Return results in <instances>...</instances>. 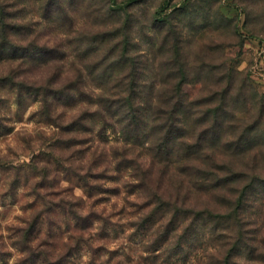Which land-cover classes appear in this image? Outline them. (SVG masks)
Returning a JSON list of instances; mask_svg holds the SVG:
<instances>
[{"label": "rangeland", "instance_id": "rangeland-1", "mask_svg": "<svg viewBox=\"0 0 264 264\" xmlns=\"http://www.w3.org/2000/svg\"><path fill=\"white\" fill-rule=\"evenodd\" d=\"M103 2L73 0L76 8L87 5L83 15L78 19L65 16L63 26L53 31L41 25L50 22L54 7H60L54 0H0V33L4 19L16 54L7 60L0 59V82L1 78L5 79L0 83V260L4 264L16 255L11 249L19 241H13L12 237L19 234H23L25 241L51 248L53 252L33 250L30 255L17 258L14 264H98L104 254L108 260L103 264H119L117 258L123 254L124 247L120 242L125 235L132 245L139 236L155 228L148 223L144 226L149 210H145L141 188H136L140 182L129 176V170L120 174L114 164L108 166L105 162L106 156L108 160L114 155L117 157L114 161L120 162L124 147L132 145L130 133L125 129L128 121L112 127L109 119L107 123L111 125L106 126L104 122L97 128L98 121L91 120L90 116L95 112L83 107L91 106L102 89H120L125 81L128 89L129 85L135 88L129 89L127 96L115 98L131 95L150 98L157 93L152 88L156 82L142 83L148 77L149 65L133 55L140 51V46L126 35L128 23L110 26L118 23L117 14L130 8L136 0L125 3L109 0L112 6L106 11ZM97 3L101 7H95ZM98 13H102V18ZM175 13L188 14V34L177 43L179 56L174 52L173 58L163 61L168 69L160 79L166 85L163 91L170 93L167 85L172 87L183 79L178 72L179 64L184 65L188 112L185 123L191 121L201 127L194 144L202 142L204 147L210 146L207 152L216 150L218 164L225 162L249 175L258 174L260 180L256 183L254 200L264 198V127H261L264 39L243 36L240 31L230 33L233 17L228 4L222 0H164L154 26L168 24ZM193 16L200 17L202 22L192 23ZM73 45L76 47L72 48ZM151 47L155 48V43ZM66 48H71L75 55L70 58ZM30 49L34 51L25 55ZM166 49L167 44L161 43L156 51L163 56L167 54ZM141 88L146 89L145 94L138 91ZM70 90H75V94ZM50 95L57 108L48 116L42 100ZM253 101L259 106L255 119L249 115V104ZM213 111L219 113L216 121L211 116ZM123 113L121 120H124ZM210 122L211 127L221 128L220 140L217 137L214 141L208 140L211 127L203 125ZM238 139H243L247 146L245 158L233 155L234 150H228L225 145L228 140ZM136 149L143 153V148ZM94 150L99 155L98 162L92 159ZM205 152L202 151V156ZM154 159L150 154V164ZM95 162L97 165L93 166ZM159 166L156 162L154 177L169 192H174L177 183L187 177L184 163L173 167V177ZM92 167H95L94 174L90 173ZM213 168L214 171L205 168L203 175L222 176L215 164ZM97 172L108 178H97ZM235 185L240 187V183ZM193 191V201L200 203V209L208 207L221 215L232 211H227L231 204L224 197H229L228 191L211 195ZM129 209H135L136 215L145 214L138 220H129ZM98 223L100 228L96 230ZM129 225L135 228L130 234ZM220 226L214 236L205 228L202 238H188L182 248L171 242V254H167L158 232L150 246L152 255L143 259L150 264H200V252L207 240L221 239L225 233L222 228L230 227L231 223L223 220ZM93 238L94 246H90L88 241ZM26 248L27 245L22 251ZM89 252L92 258L84 259ZM254 252L255 249L249 251V258ZM52 255L55 259H49ZM126 259L132 258L126 256Z\"/></svg>", "mask_w": 264, "mask_h": 264}, {"label": "clouds", "instance_id": "clouds-1", "mask_svg": "<svg viewBox=\"0 0 264 264\" xmlns=\"http://www.w3.org/2000/svg\"><path fill=\"white\" fill-rule=\"evenodd\" d=\"M121 3L127 2V0H120ZM55 4H58L59 8H53L50 13V22L47 25L42 24L41 27H46L50 30H57L63 26L65 16L76 17L77 19L83 15L85 8H76L73 6V0H54ZM164 0H136L130 8L126 9L123 12L117 14L118 23L115 25H110L111 27H121L125 22L129 25V31L126 35L129 37L132 43L140 46V51L133 53V55L139 56L149 65L148 77L142 83L150 84L156 82L157 84V94L149 98L145 95V101L152 103L154 105L153 111L149 114V124L150 125H161L166 122L168 119V114L165 113L163 116H159L156 109L165 108L170 109L171 104L163 103V97L160 93L163 91L162 86H160V79L163 76L164 72L167 69V66L163 64V61L173 58V53L178 42L182 41L188 34V25L189 17L187 13H175L168 24L159 25L155 24L158 10L162 7ZM222 3L228 4L233 17L231 26L229 27V32L234 33L240 31L243 36L253 37L257 39H264V0H222ZM109 0H104L103 7L106 11L108 7H111ZM95 7H101L100 4H96ZM98 16H101L102 13H98ZM166 15V14H165ZM30 19L36 20L39 17H31ZM192 23L199 24L202 22L200 17L193 16L191 17ZM75 35V33H73ZM123 38V34L121 36ZM235 42H238L237 37H233ZM155 43L156 47H151V44ZM161 43L167 44L166 55H159L156 51V48L161 46ZM76 46L73 45L72 48ZM183 50V45L181 44ZM65 50L70 52L71 56H74L75 53L71 51V48H66ZM24 52L23 49L20 50ZM34 49L28 50L30 54ZM128 81L124 82V85L120 89L111 90L109 88L102 89L97 94V99L91 106L84 105L88 111L97 112L99 116L97 117V128L103 126L104 121L111 119L112 122H115V119H119V116L112 118L109 117L108 113L104 110V101L103 97L106 96H127L129 89L127 87ZM75 94V90H70ZM142 94L146 93V89H138ZM118 107L114 105L113 109ZM258 104L253 101L249 104V115L252 119L256 118L258 112ZM124 113L121 112L120 115ZM199 114V113H198ZM180 128L188 130V135L180 140H173L169 147L179 154L183 152L184 146L186 143H195L196 138L199 136L201 127L195 126L191 121L182 122L178 125ZM203 127H211V122L209 124L203 125ZM261 127H264V122H262ZM242 130V129H241ZM167 128L162 130H157L146 143L145 148L143 149L144 155L138 158V164L133 169L129 170L131 172H137L140 174L141 179H144L145 173L150 168L149 155L154 149L155 145L160 142V138L165 135ZM239 133L237 132L236 135ZM229 138H235L230 136ZM202 159L205 163L202 165L208 171H214L213 165L217 163V152L213 150L211 152H205L202 156ZM110 163H115L111 161ZM127 177H125V180ZM149 187L143 191L141 199L150 200L153 197L155 192L154 187L151 186L150 179L145 181ZM6 190V189H5ZM241 193L237 192L233 199L236 200ZM135 199V197H132ZM247 203L252 205L248 212L242 214L238 219H234L231 222V226L226 229L224 235L221 239L216 240L214 237L207 240L204 248L200 252V264H264V198L259 200L248 199ZM155 205H153L154 207ZM235 207V205H233ZM232 209H227L231 211ZM74 211H79V209H74ZM129 220H138L140 216H143L145 213L140 212L139 215H136L135 209H129ZM247 226L245 227V223ZM166 223V220L161 221L159 224L152 229L151 232L139 236L135 244L130 245L127 239V234L121 240V244L124 245L122 248V255L117 259L119 264H150V262L145 261L143 258L152 255L150 246L158 235L157 229L160 231L163 230L162 225ZM100 224L96 226V230H99ZM258 230V232L253 233L251 230ZM47 230V229H45ZM135 228L131 225L128 226V233L134 232ZM182 231V229H181ZM180 233H176L173 237V242L179 237ZM255 237V238H253ZM46 238V237H44ZM13 241H19L16 244V247L11 249L16 253L15 256L8 259V264H14L15 260L22 256H28L33 250L35 251H45L53 252L51 248H44L43 246H37L36 243L25 241L23 239V234L14 235L12 237ZM238 241H242L240 245L241 252L239 255L233 253L229 257L231 250L237 245ZM90 246H94V238L88 241ZM25 245H27L26 250ZM118 246V245H117ZM252 249H255V252L252 258H249L248 253ZM126 256H130L132 259L129 261L126 259ZM91 252L84 259H91ZM49 259H55V255L49 257ZM108 260V255L104 254L101 256L98 264H103V261ZM0 264H4L3 260H0ZM39 264V262H38ZM115 264V262H113Z\"/></svg>", "mask_w": 264, "mask_h": 264}, {"label": "trees", "instance_id": "trees-1", "mask_svg": "<svg viewBox=\"0 0 264 264\" xmlns=\"http://www.w3.org/2000/svg\"><path fill=\"white\" fill-rule=\"evenodd\" d=\"M130 2L129 4H132ZM4 28L0 33V59L7 60L8 57H15L16 54L12 49V40L11 36L8 34V31L5 29V20H1ZM175 54L179 56L180 49L179 46L176 45ZM182 76V80L175 83L172 87L167 85V88L171 89L170 93L162 91L160 95L163 97V103L171 104L170 109L160 108L156 109L159 116H163L165 113L168 114V119L164 124L161 125H150L149 124V114L153 111L154 105L152 103L146 102L145 98L140 97L138 95H131L124 98H114V99H103L104 101V110L108 113L109 117L115 118L119 116L121 112H125L124 120L118 119L115 123H107V120L104 121L106 126L114 124H121L122 122L128 121L125 129L130 133V138H132V145L130 147H124L121 152L122 160L120 162L115 161V163H110V160H107V156L102 153V155L106 156V164L108 166L115 165V171L117 173H123L121 171H128L133 169L138 164V158L143 156V153L140 150H137V147H143L146 145L147 141L156 134L157 130H162L167 128V132L163 137L160 138V142L157 143L152 150L151 154L153 156L154 162H158L160 165L159 168H163L164 173L169 172L170 177H173L172 170L173 167L179 163H184V174L187 175L186 179L177 183V189L174 192H169L163 188V183L159 181L156 177H154V165L152 162L150 164V168L145 173L144 179H141L140 174L137 172H133V174H129L133 180L140 182L139 186L136 188H141L142 194L143 191L149 187V185L145 182L150 179L151 186L154 187L155 192L153 194L152 199L145 201V210H149L147 213V218L145 220L146 223L155 227L161 221L166 220V223L162 225L163 230L160 231L157 229V232L160 233L159 238H163V244L168 251L167 254L172 253V249L169 248L171 242H173V237L176 233H180L179 237L174 241L179 248L184 247V242L191 238L196 240V238H202L204 233L203 230L205 228H209V232L212 236L216 234L218 229H220V222L225 220L226 222H232L234 219H238L242 214L246 213L250 207V204L247 203L248 199L256 198L254 192L257 190V181L260 180V176L255 172L249 175L247 172L243 170H238L233 168L232 166H227L225 162H220L219 164L215 163V168L221 170L222 176H209L203 175V171L206 169L201 166L204 164L202 162V151H207L210 147H204L201 145L202 142L196 144L186 143L184 146L183 152L177 154L173 148L169 147L170 143L175 140H180L187 136L186 129L178 127V125L182 122H185V117L187 116V104L185 101L184 94V79L187 76V72L185 70V66L179 64V72ZM5 82V79L1 78V82ZM0 82V83H1ZM162 88H165V83H160ZM135 87L129 85V89H134ZM154 91H157V84L152 87ZM31 91V90H30ZM157 94V93H156ZM153 95L152 97H154ZM150 97V98H152ZM53 97L47 96L42 100L44 104L46 115L50 116L52 110L57 108V103H55ZM114 105H118L115 109H113ZM193 114H196L193 112ZM91 120H97L99 113L95 112L90 115ZM211 116L216 121L219 119L218 111H213ZM197 122V121H196ZM109 124V125H108ZM71 132H75V129H71ZM221 128H217V126L211 127V130L208 134V140L211 138L212 141L217 137L220 140ZM141 133L143 135H141ZM205 140V139H204ZM212 144V142H211ZM214 144V142H213ZM228 150H234L233 155L240 156L242 158L246 157L247 154V146L244 144L243 139H238L236 141H227L225 144ZM225 149V146L223 144ZM202 150V151H201ZM140 153H137V152ZM97 150H94V154L92 159L99 158L97 155ZM117 157L114 155L113 158H110L111 161H114ZM98 162V161H97ZM97 162L93 164V166L97 165ZM198 162V163H197ZM95 167L90 168V173L94 174ZM95 176V175H94ZM97 178H108L104 173L97 172ZM237 183H240V187H236ZM176 185V184H175ZM187 189L185 193H183V189ZM194 189L197 192L206 193H218L222 191H228L229 194L224 196L226 198V202L231 204L232 211L227 215H221L217 212H214L212 209L208 207H204L200 209V203H196L193 201ZM239 192L241 193L238 199L234 200V195ZM214 194L211 197H214ZM141 195V193H140ZM211 195V194H210ZM228 199V200H227ZM153 205H155L153 207ZM235 205V207H233ZM216 224H215V223ZM247 226V222L244 225ZM222 228L225 232L226 229ZM182 229V231H181ZM221 235L220 237H222ZM242 241H238L237 245L231 250L229 253V257L232 256L233 253L237 255L240 253L241 248L240 245Z\"/></svg>", "mask_w": 264, "mask_h": 264}]
</instances>
